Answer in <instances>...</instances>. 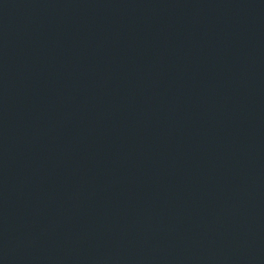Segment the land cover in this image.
I'll list each match as a JSON object with an SVG mask.
<instances>
[{
    "label": "water",
    "instance_id": "water-1",
    "mask_svg": "<svg viewBox=\"0 0 264 264\" xmlns=\"http://www.w3.org/2000/svg\"><path fill=\"white\" fill-rule=\"evenodd\" d=\"M0 264H264V0H0Z\"/></svg>",
    "mask_w": 264,
    "mask_h": 264
}]
</instances>
